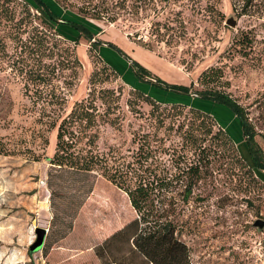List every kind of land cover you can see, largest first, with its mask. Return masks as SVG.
Here are the masks:
<instances>
[{
  "label": "rangeland",
  "instance_id": "1",
  "mask_svg": "<svg viewBox=\"0 0 264 264\" xmlns=\"http://www.w3.org/2000/svg\"><path fill=\"white\" fill-rule=\"evenodd\" d=\"M44 1L58 17L72 15L98 31L100 55L120 72L105 67L84 37L75 46L81 66L72 83L64 81L69 71L56 70L53 82L67 100L65 110L84 99L103 115L93 149L116 147L126 154L135 148L133 135L151 130L160 118L186 127L193 117L189 107L176 113L167 105L152 110L133 87L162 102L186 100L226 128L235 145L211 144L210 135L203 142V177L188 202L177 204L185 221L179 238L192 264H264V226L253 224L257 218L264 220V178L256 173L251 178L237 160L240 153L251 163L237 117L194 93L186 96L139 82L117 51L166 83L193 84V91L205 86L199 79L204 70L220 68L222 77L210 84L245 108L264 151V0H127L139 6L137 19L126 13L114 22L75 16L69 2L81 0H65V9L55 0ZM229 17L235 26L225 23ZM58 28L77 36L74 30ZM19 77L10 67L0 68V117L5 119L0 120V134L13 150L0 154V264H111L104 262L113 258L110 253L106 260L96 253L98 244L135 212L126 194L103 176L54 169L43 158L53 155L56 132L48 129L46 117L38 119L41 110L24 95ZM211 124L214 132L218 125ZM41 237L42 247L31 250ZM113 246L115 256H127L122 239Z\"/></svg>",
  "mask_w": 264,
  "mask_h": 264
},
{
  "label": "trees",
  "instance_id": "2",
  "mask_svg": "<svg viewBox=\"0 0 264 264\" xmlns=\"http://www.w3.org/2000/svg\"><path fill=\"white\" fill-rule=\"evenodd\" d=\"M33 1L43 14L34 11L28 0H0V68L10 67L15 75L20 76L24 95L30 99L32 106L41 110L38 119L46 117L44 122L48 124V129H55L54 153L43 156L50 166L101 175L126 194L135 215L104 238L98 244L96 253L102 259H105L106 253H110L113 258L105 259L104 262L111 264H192L188 247L179 238L185 221L179 217L182 213L177 211L178 201L186 204L203 177L206 146L202 145L206 136L210 135L211 144L216 145L220 142L235 145L234 140L211 113L186 100L158 101L142 89L133 87L135 93L151 105L152 110L159 109V105H167L176 113L178 109L189 107L193 117L186 127L183 123L176 126L165 124L164 119L160 118L151 130L133 135L135 148L126 154L116 147H109L106 152L93 149L98 120L103 115L92 102L84 99L75 101L65 110L67 100L53 82L56 70L69 71L64 81L68 85L72 83L76 67L81 66L75 46L79 38L84 37L90 45L89 50L97 53L105 67L117 75L120 72L100 55L98 46L103 41L96 37L98 31L79 23L72 15V19L58 17L44 0ZM55 2L66 8L65 0ZM69 3L76 8V11H72L77 17L108 22H114L126 13L133 16L134 20L138 17L139 6L137 3L129 5L127 0H81ZM60 25L66 30H74L77 36L71 38L63 34L58 28ZM117 51L129 63L139 82L186 96L194 93L200 99L228 108L239 120L251 163L240 153L237 160L246 167L251 178L254 179L255 173L261 179L264 178V151L256 140L257 133L245 108L229 92L210 84L222 77L220 68L204 70L199 79L205 86L193 91V84L183 86L166 83L139 63L131 61L122 50ZM3 100L4 93L0 90V104ZM0 120L3 122L5 119L0 117ZM213 121L218 125L214 132ZM174 134H178V140L173 139ZM45 141L48 140L45 138ZM11 152L13 150L7 147L0 134V154ZM120 239L127 243V256L123 253L114 255L116 250L113 245Z\"/></svg>",
  "mask_w": 264,
  "mask_h": 264
},
{
  "label": "water",
  "instance_id": "3",
  "mask_svg": "<svg viewBox=\"0 0 264 264\" xmlns=\"http://www.w3.org/2000/svg\"><path fill=\"white\" fill-rule=\"evenodd\" d=\"M226 24L230 25V26H235L236 25V20L233 17H229L226 19L225 21ZM255 226H258L259 228H262L264 226V220L257 218L254 223ZM43 244V240L42 237L38 240V242H36L35 244H33L30 248L31 250H36V249H40L42 247Z\"/></svg>",
  "mask_w": 264,
  "mask_h": 264
},
{
  "label": "crops",
  "instance_id": "4",
  "mask_svg": "<svg viewBox=\"0 0 264 264\" xmlns=\"http://www.w3.org/2000/svg\"><path fill=\"white\" fill-rule=\"evenodd\" d=\"M125 63L128 65L129 63L127 61H125ZM262 174H264V171H262Z\"/></svg>",
  "mask_w": 264,
  "mask_h": 264
}]
</instances>
